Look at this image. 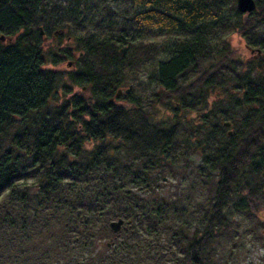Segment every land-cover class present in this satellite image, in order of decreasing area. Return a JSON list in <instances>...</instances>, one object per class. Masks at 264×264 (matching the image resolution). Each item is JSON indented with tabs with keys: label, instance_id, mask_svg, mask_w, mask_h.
I'll list each match as a JSON object with an SVG mask.
<instances>
[{
	"label": "trees",
	"instance_id": "trees-1",
	"mask_svg": "<svg viewBox=\"0 0 264 264\" xmlns=\"http://www.w3.org/2000/svg\"><path fill=\"white\" fill-rule=\"evenodd\" d=\"M88 1L0 0V264H237L246 235L264 250V0ZM211 87L239 111L212 107Z\"/></svg>",
	"mask_w": 264,
	"mask_h": 264
},
{
	"label": "rangeland",
	"instance_id": "rangeland-1",
	"mask_svg": "<svg viewBox=\"0 0 264 264\" xmlns=\"http://www.w3.org/2000/svg\"><path fill=\"white\" fill-rule=\"evenodd\" d=\"M93 0L88 1L87 3V7H89L90 9L95 8L92 4ZM256 1V0H255ZM114 6V4H112ZM101 4H98V8L101 9ZM255 10V9H254ZM96 12V11H95ZM261 28L264 30V25L261 26ZM44 35V32L43 34ZM66 35H70L72 36L71 39L69 37V39L67 38ZM66 35L62 38L61 42L62 45H72V42L76 41V38L81 37L83 35V33L75 30L74 28H70L68 31V34L66 33ZM76 37V38H75ZM229 42H230V47H235L239 53L240 58L242 59H249L251 61H256L258 60L259 56L258 54H253V52L251 53L250 51V46L247 45L245 43V40L240 38L238 35H229ZM157 40V39H156ZM159 42H162V40H158ZM51 43H56L59 42L58 38L56 36L54 37H47L45 39V43L46 44H50ZM263 52V51H262ZM264 53V52H263ZM253 54V55H252ZM167 57H169V53L168 52H164L159 54V56L157 57V59L155 60L154 63H156V61L158 60H162V59H166ZM79 50H76L73 54V58H69L66 59V67L67 69H73L75 66H77V64L79 63ZM143 71L142 73H140V77H141V88L144 91V94H147L146 89L151 87H154L152 84L149 85L150 79L148 78V74L150 72V70L152 69V63H146L143 66ZM151 83V82H150ZM135 84V83H134ZM83 88V89H82ZM86 87H74V91L80 92L81 90H85L87 92V90L85 89ZM122 89V91L124 90V87H119ZM232 89L228 88V87H224V89H219V88H214L211 87L210 91H208V95H206V97L213 103V101L215 102V104H211L212 107H218L222 108L224 106V104L227 102L228 100L232 97ZM119 97L116 98V100L118 101H123L124 99H119L122 96V93L120 95H118ZM192 160L195 163L199 162V155L194 154L192 156ZM187 162V161H186ZM172 163V162H170ZM173 168H171V171L168 170V173H175L174 176H167L166 180L163 181V185H164V189H167V191L169 193L175 194L178 193L179 191H181L180 189L182 188V186L184 184H186L187 179H188V168L185 169L184 166V162L183 160H179L177 162H173ZM188 172V173H187ZM190 172H198L197 170H195L194 168L190 169ZM187 174V175H184ZM202 177L204 178V180L209 184V185H213V181H212V177L210 172H206L203 171V175ZM162 186V185H161ZM238 247H230L227 244H225L224 248L228 249L229 248H233L232 250V257H234V260L237 262V264H264V259H263V255H264V250L260 247H258L249 237L246 236H242L240 239H238ZM104 242V239L102 240ZM228 246V247H227Z\"/></svg>",
	"mask_w": 264,
	"mask_h": 264
},
{
	"label": "water",
	"instance_id": "water-1",
	"mask_svg": "<svg viewBox=\"0 0 264 264\" xmlns=\"http://www.w3.org/2000/svg\"><path fill=\"white\" fill-rule=\"evenodd\" d=\"M236 5H237V8L240 12H251L256 7V1L255 0H236ZM40 34H43V30L41 27H40ZM8 38H10V39H6L4 35H0V40L2 42H4L6 46L10 45L12 43V40H13L11 37H8ZM124 52H125V47H123L121 49V53L123 54ZM251 52H253V50H251ZM257 52L259 53L260 50L257 49ZM129 92H130L129 87H124L123 91L121 88H118L116 93H115V96H118L121 93H124L125 95H127ZM226 124H229V123L227 122ZM228 133H229V135H231L232 132L229 131ZM122 223H123L122 219H119L117 221H112L110 223V226H111L113 231H118L120 229Z\"/></svg>",
	"mask_w": 264,
	"mask_h": 264
},
{
	"label": "bare ground",
	"instance_id": "bare-ground-1",
	"mask_svg": "<svg viewBox=\"0 0 264 264\" xmlns=\"http://www.w3.org/2000/svg\"><path fill=\"white\" fill-rule=\"evenodd\" d=\"M5 38L6 39H10V38H8V37H6L5 36ZM12 42H13V40H12ZM9 46V45H8ZM186 77H190L189 76V74L188 73H185L184 74ZM123 87H128V86H123ZM130 88V87H129ZM225 106H229L232 110H234V112L236 111V112H238L239 111V105H238V103L237 102H233V101H231V99H229L228 100V103L226 102L225 103ZM229 123V124H226V123ZM227 122H225V127L226 126H229L231 123L229 122V121H227ZM232 127V126H231ZM227 128V127H226ZM228 130H231V129H228Z\"/></svg>",
	"mask_w": 264,
	"mask_h": 264
},
{
	"label": "flooded vegetation",
	"instance_id": "flooded-vegetation-1",
	"mask_svg": "<svg viewBox=\"0 0 264 264\" xmlns=\"http://www.w3.org/2000/svg\"><path fill=\"white\" fill-rule=\"evenodd\" d=\"M255 55V54H254ZM232 125L230 124L229 126H226L227 127V129H231L232 127H231ZM229 131V130H228ZM228 135H229V133H228Z\"/></svg>",
	"mask_w": 264,
	"mask_h": 264
}]
</instances>
